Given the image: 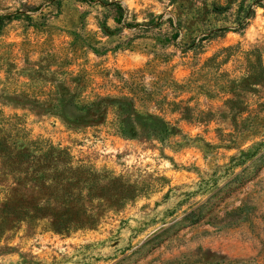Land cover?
Wrapping results in <instances>:
<instances>
[{
	"label": "rangeland",
	"instance_id": "1",
	"mask_svg": "<svg viewBox=\"0 0 264 264\" xmlns=\"http://www.w3.org/2000/svg\"><path fill=\"white\" fill-rule=\"evenodd\" d=\"M254 48L264 65V0H0V110L87 171L33 180L0 150V264H264V82L228 83ZM49 90L133 98L171 131L122 137L111 107L70 124Z\"/></svg>",
	"mask_w": 264,
	"mask_h": 264
},
{
	"label": "trees",
	"instance_id": "2",
	"mask_svg": "<svg viewBox=\"0 0 264 264\" xmlns=\"http://www.w3.org/2000/svg\"><path fill=\"white\" fill-rule=\"evenodd\" d=\"M253 52L254 60L247 59V72L239 79H230L228 83L230 88H245L247 85H256L260 82H264V65L261 59L260 48H254ZM250 54V53H249ZM248 57H250V55ZM215 56H211L208 60H215ZM250 81H256V83H250ZM49 96L52 98L45 101V105L58 108L61 115L70 124L89 126L101 123L104 121L108 108L111 107L115 110L117 115V130L122 137L133 138L138 132H143L146 137H153L159 140H163L168 136L171 131V124L159 115L149 112H140L137 110L134 104V99L127 96L111 97L105 96L94 100H82L79 97L78 90L67 94L66 98L58 97L56 92L49 90ZM12 121L8 120L0 110V140L3 142L4 147H0V150L5 153V157L10 161H23L28 165L27 169L30 170V178L33 180L41 179L45 177L46 171H51V180L55 183H61L64 178L58 177L59 168L67 170L70 174H84L87 171L80 169L81 166L74 168L71 166L68 152L60 147H57L49 142L40 140H30L19 127L13 125ZM10 134H6L7 130H10ZM22 132V133H21ZM8 140L10 144H8ZM24 177L27 172L24 171ZM66 177L65 182L71 185L69 182L73 177ZM20 179L19 176L18 178ZM12 188V198L22 196L24 189L26 192L27 186L20 188V184L17 182ZM41 210V205L36 204L31 206V212L36 213ZM93 220L83 221L80 219L69 218H54L51 220V225L55 231H68L70 228H79L85 223H93Z\"/></svg>",
	"mask_w": 264,
	"mask_h": 264
}]
</instances>
